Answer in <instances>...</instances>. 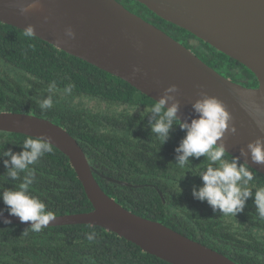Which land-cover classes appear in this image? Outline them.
Masks as SVG:
<instances>
[{
	"label": "trees",
	"instance_id": "1",
	"mask_svg": "<svg viewBox=\"0 0 264 264\" xmlns=\"http://www.w3.org/2000/svg\"><path fill=\"white\" fill-rule=\"evenodd\" d=\"M118 1L224 76L241 69V62L162 19L139 1ZM52 81L57 85L55 95L47 92ZM68 84L74 87L65 93ZM49 95L53 107L42 112L39 101ZM153 102L123 79L39 37L27 38L22 29L0 21V111L31 113L62 125L81 145L100 186L125 208L160 221L238 264H264V220L258 218L254 198H249L236 217L214 212L206 201L195 199L192 189L203 186L198 172L208 161L204 156L190 157L185 168L177 166L175 149L186 133L174 123L169 138L161 144L149 123L155 121L149 111ZM27 137L0 131V152L22 151ZM52 147L32 166L36 181L31 194L53 215L92 210L69 158ZM225 158L236 157L226 152ZM4 159L8 158L0 156V191L14 190L24 174L21 180L7 177ZM250 169L254 183L264 185V174ZM0 212H9L2 199ZM30 227L0 223V264H172L101 226L57 225L39 232ZM91 232L96 235L89 241L86 233Z\"/></svg>",
	"mask_w": 264,
	"mask_h": 264
},
{
	"label": "water",
	"instance_id": "2",
	"mask_svg": "<svg viewBox=\"0 0 264 264\" xmlns=\"http://www.w3.org/2000/svg\"><path fill=\"white\" fill-rule=\"evenodd\" d=\"M162 19L182 27L217 50L238 60L258 79L257 87L231 80L167 32L118 0H0V21L35 36L128 82L159 101L175 85L165 107L178 102L177 117L198 118L193 104L216 97L231 116L229 130L217 144L264 174V164L251 160L247 145L264 138V0H137ZM36 4L25 14L20 8ZM71 28L74 38L66 35ZM138 69V70H137ZM235 128V133L230 129ZM0 131L51 138L74 168L90 211L54 215L47 227L92 224L116 233L145 252L172 264H238L225 254L160 221L138 215L108 195L97 181L86 155L62 125L35 114L0 111ZM110 180L115 181L113 178ZM29 225L0 212V223Z\"/></svg>",
	"mask_w": 264,
	"mask_h": 264
},
{
	"label": "clouds",
	"instance_id": "3",
	"mask_svg": "<svg viewBox=\"0 0 264 264\" xmlns=\"http://www.w3.org/2000/svg\"><path fill=\"white\" fill-rule=\"evenodd\" d=\"M36 4H29L20 8V13L25 14ZM23 35L27 38L35 36L34 26L28 25L22 29ZM66 35L74 38L75 33L71 28L66 29ZM138 70V69H137ZM74 85L68 84L64 88L65 93H70ZM177 91L175 85L166 90V94L153 102L149 111L154 114V123L150 121L151 132L161 144L169 138L170 130L173 124H178L186 135L181 140L179 146L175 149L177 153V166L185 168L189 165V158L199 159L206 157L208 163L201 169L200 175L203 186L193 187L192 196L200 201H206L214 212L219 210L222 215L237 216L245 208L249 198H254L256 213L260 220H264V185L258 186L254 183V173L248 164L240 163L239 158L227 159L224 145L217 144L225 132L229 130V121L231 116L223 103L216 97L205 95L202 99L193 104L198 118L191 122L180 121L177 117L179 111L178 102L171 103L165 107L174 97L168 93ZM47 92L56 94L57 85L52 81ZM53 107V96L49 95L39 101V108L42 112L50 110ZM235 133V128L230 129ZM22 151L12 152L11 149L0 152V156L7 157L3 164L7 169V177L12 180H21L22 182L14 190L0 191V199L7 206L10 215L18 216L21 222L31 221V231L39 232L49 225L55 217L50 210H46L45 203L30 192V187L36 181V169L32 167L46 153L53 150L51 138L48 140L42 137L33 138L28 136L22 142ZM241 154L248 156L257 164H264V138H257L247 145V152L243 149ZM218 165V166H215ZM255 189V191H253ZM10 223V221H5ZM28 229V230H29ZM27 234V230L23 233ZM95 232L86 233L89 241L95 239Z\"/></svg>",
	"mask_w": 264,
	"mask_h": 264
},
{
	"label": "flooded vegetation",
	"instance_id": "4",
	"mask_svg": "<svg viewBox=\"0 0 264 264\" xmlns=\"http://www.w3.org/2000/svg\"><path fill=\"white\" fill-rule=\"evenodd\" d=\"M228 78L248 87H257L259 85L258 79L255 74L243 65L241 66V69L239 71H236V73Z\"/></svg>",
	"mask_w": 264,
	"mask_h": 264
},
{
	"label": "rangeland",
	"instance_id": "5",
	"mask_svg": "<svg viewBox=\"0 0 264 264\" xmlns=\"http://www.w3.org/2000/svg\"><path fill=\"white\" fill-rule=\"evenodd\" d=\"M193 40H195V39H193ZM192 41V40H191ZM192 42H194V41H192ZM195 43V42H194Z\"/></svg>",
	"mask_w": 264,
	"mask_h": 264
}]
</instances>
